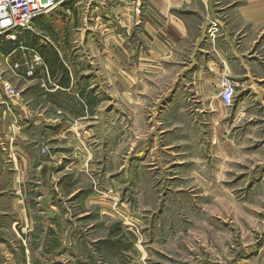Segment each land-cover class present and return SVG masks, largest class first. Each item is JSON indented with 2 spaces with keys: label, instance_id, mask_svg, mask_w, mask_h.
Returning <instances> with one entry per match:
<instances>
[{
  "label": "crops",
  "instance_id": "crops-1",
  "mask_svg": "<svg viewBox=\"0 0 264 264\" xmlns=\"http://www.w3.org/2000/svg\"><path fill=\"white\" fill-rule=\"evenodd\" d=\"M143 3L71 0L59 7L62 17L56 9L49 22L40 16L15 39L0 38L3 78L25 90L21 99L0 90V221L13 215L27 222L30 173L36 171L37 184L44 186L41 181L47 184L60 162L63 187L97 174L85 186L74 184L67 197L84 208L104 209L110 195L118 201L115 174H136L142 155L149 159L146 166L171 163L177 171L186 164L195 168L200 164L189 158L205 156L199 163L217 173L240 164L246 142L258 140L252 134L264 126V0ZM46 22L50 33L43 29ZM21 46L43 58L45 69L34 78L19 79L9 71ZM44 46L47 61L37 49ZM223 77L234 84L232 106L220 98ZM174 131L178 142L192 133L208 149L187 153L176 144L175 152L167 151L173 147L167 135ZM42 135L62 148L54 160L40 156ZM253 149L264 158L263 144ZM262 165L264 160L255 166ZM10 189L15 195L9 196ZM3 242L0 256L8 261Z\"/></svg>",
  "mask_w": 264,
  "mask_h": 264
},
{
  "label": "rangeland",
  "instance_id": "rangeland-1",
  "mask_svg": "<svg viewBox=\"0 0 264 264\" xmlns=\"http://www.w3.org/2000/svg\"><path fill=\"white\" fill-rule=\"evenodd\" d=\"M66 3L42 16L48 21V15L54 16L57 9L62 17L65 10L59 7ZM135 4L144 5L143 0H135ZM53 23L64 26L61 21ZM69 23L73 24L71 18ZM224 79L230 80L223 77L221 81ZM8 81L19 92L17 98H23L25 90ZM261 129L264 126L252 134L257 141L246 142L248 156L226 171L204 170L199 162L205 161V156L189 158L200 165L193 168L186 164L181 171L171 163L167 167L156 162V166H146L149 159L138 157L141 167L136 174H115L120 185L118 201L114 203L110 195L104 209L95 204L84 208L67 197L74 184L85 186L97 174H86L83 180L79 176L68 188L58 185L59 175L64 173V163L58 160L51 168L50 182L41 181L44 186L37 184L36 171L35 175L31 172L24 195L27 222L13 215L0 221V240L9 253L5 254L8 261L0 256V264H264V165L255 166L264 158L253 149L256 144L264 145ZM177 134L167 135L173 144L167 151L175 152L176 144L187 153L208 149L203 142L197 143L192 133L179 142ZM40 140L42 159L54 160V154L62 151L48 136L42 135ZM8 193L15 195L12 189ZM47 202L54 209L46 206Z\"/></svg>",
  "mask_w": 264,
  "mask_h": 264
},
{
  "label": "built area",
  "instance_id": "built-area-1",
  "mask_svg": "<svg viewBox=\"0 0 264 264\" xmlns=\"http://www.w3.org/2000/svg\"><path fill=\"white\" fill-rule=\"evenodd\" d=\"M68 1L70 0H0V38L15 39L19 32L30 30L35 19ZM20 49L21 57L9 69L16 78H34L38 71L45 69L43 58L34 49L23 46ZM220 85L221 100L226 106H232L235 93L232 81L224 79ZM0 90L7 96L19 97V92L2 77L1 71Z\"/></svg>",
  "mask_w": 264,
  "mask_h": 264
},
{
  "label": "trees",
  "instance_id": "trees-1",
  "mask_svg": "<svg viewBox=\"0 0 264 264\" xmlns=\"http://www.w3.org/2000/svg\"><path fill=\"white\" fill-rule=\"evenodd\" d=\"M36 20V19H35ZM34 20V21H35ZM33 21V22H34ZM43 29H44V31H46V32H48V33H50L51 32V29H50V25L48 24V22H46V23H43ZM37 49L39 50V52L41 53V54H43V55H45V60L47 61V55L49 54V50L47 49V47H42V48H40V47H37ZM56 264H60V263H56Z\"/></svg>",
  "mask_w": 264,
  "mask_h": 264
}]
</instances>
